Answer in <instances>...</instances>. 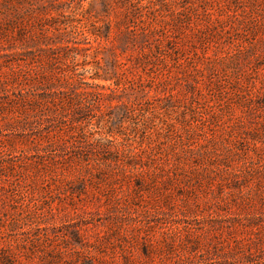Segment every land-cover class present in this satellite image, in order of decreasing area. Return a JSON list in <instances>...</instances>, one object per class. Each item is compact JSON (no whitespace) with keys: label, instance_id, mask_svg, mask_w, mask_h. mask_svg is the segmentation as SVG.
Masks as SVG:
<instances>
[{"label":"rangeland","instance_id":"1","mask_svg":"<svg viewBox=\"0 0 264 264\" xmlns=\"http://www.w3.org/2000/svg\"><path fill=\"white\" fill-rule=\"evenodd\" d=\"M0 264H264V0H0Z\"/></svg>","mask_w":264,"mask_h":264},{"label":"trees","instance_id":"2","mask_svg":"<svg viewBox=\"0 0 264 264\" xmlns=\"http://www.w3.org/2000/svg\"><path fill=\"white\" fill-rule=\"evenodd\" d=\"M19 15H20V13H19V12H18V13L16 12L15 16H16V17H17V16L19 17ZM7 17H8V16H7Z\"/></svg>","mask_w":264,"mask_h":264}]
</instances>
